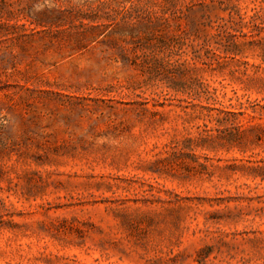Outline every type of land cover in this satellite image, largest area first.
Here are the masks:
<instances>
[{"label": "rangeland", "instance_id": "1", "mask_svg": "<svg viewBox=\"0 0 264 264\" xmlns=\"http://www.w3.org/2000/svg\"><path fill=\"white\" fill-rule=\"evenodd\" d=\"M30 17L0 39V264H264V0Z\"/></svg>", "mask_w": 264, "mask_h": 264}, {"label": "trees", "instance_id": "2", "mask_svg": "<svg viewBox=\"0 0 264 264\" xmlns=\"http://www.w3.org/2000/svg\"><path fill=\"white\" fill-rule=\"evenodd\" d=\"M33 1V0H32ZM54 1V0H53ZM55 6L52 8L47 9L49 13H54L56 15H65L74 14L79 17V20L81 25L88 27L89 35L95 34V31L97 30V26L95 25L96 20L99 18V14L96 10L92 9L91 6L88 7V10L85 12H81L79 10H75L77 8L76 6H70L69 8H65L64 10L60 9V5H57L53 2ZM31 0H0V39L2 37H8V35L13 34V31H17L19 34L21 33V37L25 36H31V25L34 23L31 22ZM55 17V16H53ZM51 16V18H53ZM30 18V19H29ZM101 18V16H100ZM24 20L26 23L24 24H18V21ZM83 20L86 21V23L82 22ZM38 22L34 26H40L46 28L44 24H41L42 22ZM157 23L152 24L150 27H156ZM74 26V25H73ZM75 27V26H74ZM36 29V27H34ZM27 29L29 30V34H27ZM3 30L6 31V33L3 32ZM12 30V31H10ZM43 33H47L50 36H54L55 32H53L51 29H45L41 30ZM86 33H79L75 34V42L77 45L82 44V41L80 37L87 36Z\"/></svg>", "mask_w": 264, "mask_h": 264}]
</instances>
